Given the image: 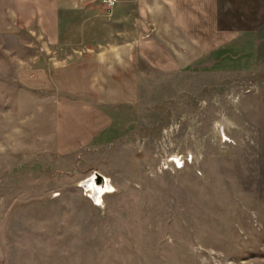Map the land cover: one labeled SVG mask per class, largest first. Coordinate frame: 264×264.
<instances>
[{
	"label": "rangeland",
	"instance_id": "rangeland-1",
	"mask_svg": "<svg viewBox=\"0 0 264 264\" xmlns=\"http://www.w3.org/2000/svg\"><path fill=\"white\" fill-rule=\"evenodd\" d=\"M221 2L234 41L156 82L93 145L0 153V264H264V0ZM29 42L34 56L33 34L0 47V118ZM94 173L113 187L100 199Z\"/></svg>",
	"mask_w": 264,
	"mask_h": 264
},
{
	"label": "crops",
	"instance_id": "crops-1",
	"mask_svg": "<svg viewBox=\"0 0 264 264\" xmlns=\"http://www.w3.org/2000/svg\"><path fill=\"white\" fill-rule=\"evenodd\" d=\"M221 0H0V47L14 55L15 112L0 118V153L63 156L93 145L117 114L141 111L156 82L233 42ZM14 44L21 45L19 42ZM4 47V46H3Z\"/></svg>",
	"mask_w": 264,
	"mask_h": 264
},
{
	"label": "water",
	"instance_id": "water-1",
	"mask_svg": "<svg viewBox=\"0 0 264 264\" xmlns=\"http://www.w3.org/2000/svg\"><path fill=\"white\" fill-rule=\"evenodd\" d=\"M108 180L104 178L99 173H94L87 181L86 186H89V184L92 186L93 190H95V193L98 195L102 193L104 190L108 189Z\"/></svg>",
	"mask_w": 264,
	"mask_h": 264
},
{
	"label": "built area",
	"instance_id": "built-area-1",
	"mask_svg": "<svg viewBox=\"0 0 264 264\" xmlns=\"http://www.w3.org/2000/svg\"><path fill=\"white\" fill-rule=\"evenodd\" d=\"M102 3L106 7L107 13L111 15L115 6L118 3V0H102Z\"/></svg>",
	"mask_w": 264,
	"mask_h": 264
},
{
	"label": "bare ground",
	"instance_id": "bare-ground-1",
	"mask_svg": "<svg viewBox=\"0 0 264 264\" xmlns=\"http://www.w3.org/2000/svg\"><path fill=\"white\" fill-rule=\"evenodd\" d=\"M87 188L90 189V193H91V195H92L93 197L96 196V198L100 199V195H97V194L95 193V190H93V188H92L91 185H89ZM107 188H108V189H107L108 192H110V191L113 190V187H112L111 183L108 182V187H107ZM92 190H93V191H92Z\"/></svg>",
	"mask_w": 264,
	"mask_h": 264
}]
</instances>
